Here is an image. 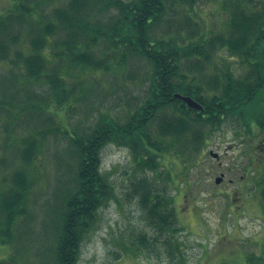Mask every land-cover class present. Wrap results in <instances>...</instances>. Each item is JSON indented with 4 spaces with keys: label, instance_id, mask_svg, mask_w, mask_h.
I'll return each mask as SVG.
<instances>
[{
    "label": "trees",
    "instance_id": "trees-1",
    "mask_svg": "<svg viewBox=\"0 0 264 264\" xmlns=\"http://www.w3.org/2000/svg\"><path fill=\"white\" fill-rule=\"evenodd\" d=\"M206 1L118 0L111 6L106 3L107 0H65L63 3L58 0L59 5L51 10L48 23L43 25L32 18L37 9L30 7L32 3L27 0H12L11 7L0 13V56L12 44L29 42L28 54H22L20 49L16 53L22 59L26 72L22 77L33 78L35 83L49 86L33 91L35 95V92L42 93L37 95L36 103L30 102L27 107L29 101L26 99L10 106L7 102L10 99L4 98L11 95L16 98L19 93L16 92L18 78L12 77L0 85L3 89L0 113L5 115L6 135L17 129L19 120L37 119L41 123L37 128L35 124L30 129L33 133L35 129H40L39 132L23 133L20 136H25L14 144L9 137L6 138L10 147L14 148L11 156L19 158V169L14 168L12 163V173L5 177L2 174L9 164L5 159L0 160V167H5L0 172V240L10 243L13 257H21L25 253L22 241L12 233L16 222L20 221L14 232L28 217L24 205L33 181L29 179L26 167L38 156L47 133L60 131L63 126L50 112L51 108L65 112L77 105L72 101L77 95V85H67L64 69L84 67L92 71H109L110 65L106 66L104 60L94 59V55L88 52L98 42H105L121 57H135L148 64L149 71L142 81L146 84L145 92L134 116L124 126L120 127L106 115L98 113L87 132L61 131L70 147L68 152L72 165L69 168L72 173L66 175L67 186L56 214L58 221L51 254H42L48 258L49 264H75L72 260L77 254L79 239L89 231L94 213L106 197L101 194L104 192L102 187L99 188L102 182L98 172L99 154L106 144L118 139H131L127 149L138 167L147 165L146 168L154 175V178L140 176L127 197L130 202L133 200L145 229L150 232L148 243L143 242L145 233L139 236L138 242L155 254L176 255L180 245H176L173 239L182 231L173 198L167 195L166 184L170 181V173L167 171L161 178V170L158 169L161 167L159 158L164 150L163 144L188 150V156L192 157L184 160L186 163L194 160L193 166L196 167L197 156L191 153L200 152L202 145L207 144L206 139L224 124L247 131H251V126L255 124L259 131L253 136V148L257 154L250 167L258 165L257 161L262 166L244 169V176L256 174L260 178L258 191L264 203V0H223L224 9L228 12L226 31L210 36L200 32L203 28L198 23H192L190 14L197 3ZM111 7L113 12L119 11L112 24L99 31L92 28L96 16H105L104 13ZM171 16L178 17L188 29L190 26L198 29L194 31L192 28L190 34L177 29L170 34L168 21ZM177 24L175 20L170 21V25ZM49 47L54 48L53 53ZM219 55L222 68L215 63L209 67L210 59L219 58ZM70 83L74 81L70 80ZM10 86L15 88L11 91ZM81 92L83 96H77L82 101L89 93ZM175 94L194 99L203 109L196 111L188 108L174 97ZM24 96L33 98L34 95L28 92ZM26 110L30 112L23 115ZM147 124L156 125L162 141L151 139L149 130L146 131ZM175 153L179 155L178 149ZM255 258L256 255L251 254L246 258V264H257L254 263ZM258 260L262 262L263 255ZM0 264H14V260Z\"/></svg>",
    "mask_w": 264,
    "mask_h": 264
},
{
    "label": "rangeland",
    "instance_id": "rangeland-1",
    "mask_svg": "<svg viewBox=\"0 0 264 264\" xmlns=\"http://www.w3.org/2000/svg\"><path fill=\"white\" fill-rule=\"evenodd\" d=\"M27 1L32 3L30 7L37 9L32 18H36L42 25L48 23L51 10L59 5L58 0ZM114 1L118 0H107L106 3L112 6ZM63 2L65 0H61V3ZM11 5L12 0H0V13L7 11ZM113 9L111 7L104 13L105 16L98 14L94 19L97 25L92 23V28L99 31L106 25H111L114 16L119 15V11L113 12ZM190 14L192 23L201 25L200 28L203 30L200 32L206 36L226 31L228 12L224 9L223 0L199 2L194 6V12ZM177 18L171 16L168 21L170 34L177 29L184 34H190L192 28L194 31L198 29L193 26L188 29ZM171 20L178 24L170 25ZM99 43L102 42H98L88 52L94 55V59L104 60L106 66L110 65L109 71L106 72V69L92 71L84 67L64 69L67 85L76 84L77 95L83 96L81 90L88 91L89 94L81 101V97L73 92L75 95L72 101L77 105L65 112L51 108L50 112L56 115L63 126L60 131L53 130L54 133H47L38 156L26 167L29 179L33 181L24 205L28 217L23 219L24 224L18 226L16 232L14 231L20 221L13 227L12 235L15 233L22 241L25 253L21 257L17 255L13 257L14 252L10 243L0 240V262L14 260V264H49L48 258L42 254L48 256L51 254L50 247L54 245V232L58 221L56 214L60 210L59 203L67 186L66 175L68 172L72 173L69 168L72 165L69 161L70 147L63 139L65 137L61 131L67 130L69 133L75 130L79 134L87 132L95 123L98 113L106 115L120 127L124 126L134 116L133 113L144 96L146 84L142 81L145 73L149 71L148 64L135 57L129 59L121 57L105 42ZM29 45L27 41L20 45L12 44L7 48V52L5 54L2 52L3 56H0V85H4L12 77L18 78L16 92L19 93L18 95L15 93L16 98L14 95L4 97L10 99L7 101L10 106L14 103L20 104L26 99L29 101L28 107L30 102L36 103L37 95L42 93L35 92V95L33 91L43 90L41 86L49 88L47 84L38 85L33 78L22 77L26 72L22 59L16 53L20 49L22 54H28ZM49 48L53 53L54 48ZM225 54L224 52L223 55ZM220 55L219 58L210 59L209 67L215 63L214 65L222 68ZM70 80L74 83H70ZM1 89L0 86V95L3 94ZM28 92L34 95L33 98H25L24 94ZM28 112L30 111L26 110L23 115ZM4 120L5 115L1 112L0 160L5 159L9 165L6 169L0 167V172L5 169L2 175L8 177L13 170L10 167L12 163L17 169L21 165L19 158L11 156L14 148L10 147L6 138L9 137L14 144L25 136H20L21 134L33 133L30 129L35 124L37 128L41 123L37 119L27 122L19 120L17 129L6 135ZM148 130L153 141H162L158 137L160 134L156 130V125L147 124L146 131ZM250 130L236 129L232 125L224 124L213 136L206 139L207 144L202 145L200 152L191 153L197 156L196 167L193 166L194 160L192 163H186L184 160L192 157L188 156L190 153L188 150L176 145L173 148L162 145L164 150L159 158L161 167H157L161 170V178L165 177L167 171L170 173V181L165 183L167 195L173 198L175 214L182 227V231L173 239L176 245H180L176 255L155 254L149 248H145L146 245L142 246L138 242L139 236L145 233L143 242L148 243L150 232L145 229L140 211L133 204V200L132 202L128 200L127 193L133 183L138 182L140 176L154 178V175L146 168L147 165L138 167L132 153L127 149L131 139L126 138V141L118 139L106 144L99 154L98 169L102 178L99 188L102 187L104 190L100 193L106 197L95 211L89 231L81 235L76 257L72 261L75 264H246V258L254 254L256 255L254 263L264 264V260L262 262L258 260L262 255L264 258V203L258 191L260 178L256 174L244 176V169L262 166L257 161L258 165L250 167L257 154L253 148L255 145L253 136L258 135L259 131L255 124ZM39 131L40 129H35L34 133ZM177 149L179 155L175 153ZM215 154L218 155L217 158ZM221 173L224 180L215 183V178Z\"/></svg>",
    "mask_w": 264,
    "mask_h": 264
},
{
    "label": "water",
    "instance_id": "water-1",
    "mask_svg": "<svg viewBox=\"0 0 264 264\" xmlns=\"http://www.w3.org/2000/svg\"><path fill=\"white\" fill-rule=\"evenodd\" d=\"M174 97L176 99H179L190 109H193L196 111H201L203 109L199 103H197L195 100H193L192 98L188 96H181L180 94H175Z\"/></svg>",
    "mask_w": 264,
    "mask_h": 264
}]
</instances>
